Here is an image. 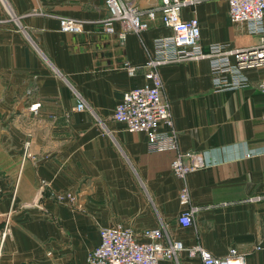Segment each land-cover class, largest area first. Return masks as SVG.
Listing matches in <instances>:
<instances>
[{"label":"crops","instance_id":"obj_1","mask_svg":"<svg viewBox=\"0 0 264 264\" xmlns=\"http://www.w3.org/2000/svg\"><path fill=\"white\" fill-rule=\"evenodd\" d=\"M134 1L154 6L156 16L120 43L104 30L103 0H0V264H88L105 225L130 226L138 237L161 227L165 240L200 243L215 255L235 246L247 264H264V93L257 87L264 63L243 70L247 85L223 89L214 87L206 57L160 65L176 148L153 150L145 132L113 117L123 91L145 81L123 62H144L153 38L170 34L159 0ZM181 15L197 16L204 50L253 39L245 23L230 20L227 0H194ZM64 18L81 29L61 30ZM77 95L87 108H75ZM205 150L213 163L185 178L174 174L178 152ZM189 206L192 222L183 226L177 217ZM159 264L202 262L182 249Z\"/></svg>","mask_w":264,"mask_h":264},{"label":"built area","instance_id":"obj_2","mask_svg":"<svg viewBox=\"0 0 264 264\" xmlns=\"http://www.w3.org/2000/svg\"><path fill=\"white\" fill-rule=\"evenodd\" d=\"M194 0H159L162 23L170 28V34L153 38L152 51L140 64L123 62L129 74L139 69L144 73L145 81L123 91L117 101L113 117L122 122L130 131H143L147 135L148 146L153 150H174L176 135L173 128L169 104L163 94V83L159 66L177 60L206 57L209 59L210 73L216 89L240 87L248 84L243 73L246 67L264 63V0H227L228 13L232 22H243L248 34L253 38L250 43L229 46L224 42H211L204 50L200 42V24L197 16L183 18L181 10L184 5ZM108 12L103 22L105 32L116 34L120 43H124L127 32L145 30L149 21L156 16L154 6L143 7L134 0H103ZM60 29L79 31L78 21L64 18L60 20ZM264 93V80L257 83ZM75 105L77 110L88 107L87 101L80 95ZM39 102L32 103L29 108L36 111ZM29 140L24 147L28 153ZM264 151V148L263 150ZM247 150L245 155L256 153ZM209 151L178 152L170 162V167L177 177L186 175L197 168L213 163ZM43 184H40V189ZM2 187L0 184V192ZM15 196V188L13 196ZM256 195L254 198H259ZM61 198L71 201V192H65ZM179 200L188 201L186 186L179 191ZM194 207L183 209L178 222L187 226L192 222ZM7 232V227L2 235ZM161 227H146L141 237L130 226L105 225L99 228V241L87 252L88 264H159L161 259L175 258L182 249L189 255H196L202 264H247L245 252L235 246L228 248L224 255L212 254L200 243L185 246L179 239L165 240Z\"/></svg>","mask_w":264,"mask_h":264}]
</instances>
